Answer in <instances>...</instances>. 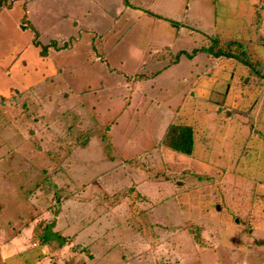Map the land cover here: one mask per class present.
<instances>
[{
	"label": "rangeland",
	"instance_id": "rangeland-1",
	"mask_svg": "<svg viewBox=\"0 0 264 264\" xmlns=\"http://www.w3.org/2000/svg\"><path fill=\"white\" fill-rule=\"evenodd\" d=\"M127 2L0 4V264H264V0Z\"/></svg>",
	"mask_w": 264,
	"mask_h": 264
},
{
	"label": "trees",
	"instance_id": "trees-1",
	"mask_svg": "<svg viewBox=\"0 0 264 264\" xmlns=\"http://www.w3.org/2000/svg\"><path fill=\"white\" fill-rule=\"evenodd\" d=\"M0 4H2V0H0ZM32 43L35 46H40L39 41L37 40V33H35L34 38L32 40ZM230 45L229 44H226ZM68 43L64 42L61 46H58L57 41L55 39H52L47 43L46 45H41L39 50L40 56H46L48 49L53 48L55 50H60L62 48L68 47ZM214 45H211L210 47L204 48L205 51L211 52V49ZM227 50H231L230 48H224L223 45L219 46L218 48L214 50V52H211L215 57L220 56H231L229 53H225ZM196 49L192 51L191 54L195 53ZM232 52V51H231ZM182 53V52H179ZM189 55V54H188ZM161 144L165 146L166 148H169L171 150H174L176 152L185 153V154H191L192 147H193V130L189 126H184L180 124H175L171 122V124L166 129L165 134L162 136ZM187 152V153H186ZM257 243L264 244V240H257Z\"/></svg>",
	"mask_w": 264,
	"mask_h": 264
},
{
	"label": "crops",
	"instance_id": "crops-1",
	"mask_svg": "<svg viewBox=\"0 0 264 264\" xmlns=\"http://www.w3.org/2000/svg\"><path fill=\"white\" fill-rule=\"evenodd\" d=\"M124 1V3L125 4H127L128 2H127V0H123ZM126 1V2H125ZM126 6V5H125ZM154 13V12H153ZM158 15V14H157ZM159 17V16H158ZM164 201H165V199H164ZM174 201V200H173ZM165 214H166V212H165ZM165 214H164V210H163V219L165 218ZM167 215V214H166ZM11 242H13L12 243V245H14V246H16L18 243L19 244H21V242L19 241V239L18 238H16V239H14L13 241L11 240ZM15 242H17V244L15 243ZM151 245L150 246H148V244L146 245V247H147V249H145L144 251H147V250H152V255H155V260H157L158 258H160L161 256L159 255V252H161L162 253V251H160V250H162V248H163V244H162V246L161 245H156V244H152V243H150ZM19 245H17L16 247H18ZM148 247H150V248H148ZM164 249V248H163ZM166 249V248H165ZM173 250H179V249H177V248H173ZM174 255H173V257L171 256V255H166L167 257L168 256H170V257H172L173 259H176V258H180V257H182L181 255V253H179V252H177V251H175V253H173ZM164 258H166V257H164Z\"/></svg>",
	"mask_w": 264,
	"mask_h": 264
}]
</instances>
